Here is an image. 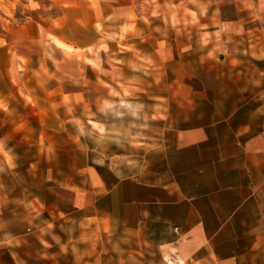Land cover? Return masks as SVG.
I'll list each match as a JSON object with an SVG mask.
<instances>
[{"label": "crops", "instance_id": "crops-1", "mask_svg": "<svg viewBox=\"0 0 264 264\" xmlns=\"http://www.w3.org/2000/svg\"><path fill=\"white\" fill-rule=\"evenodd\" d=\"M165 3L157 0L160 8H155L143 0H0V54H7L12 75L8 94L0 93V105H4L0 107L1 117L6 110L18 119L29 117L28 113H16L19 102L37 114L38 107H33L36 95L29 80L20 79L22 73L34 74L54 61L74 59V50H95L101 42L106 49L100 47L95 52L100 64L106 61L114 66L119 62L118 68L127 73L126 64L138 65L149 57L163 68H178L182 47L190 59L186 69L197 60L203 61L201 66L208 74L214 73L216 66L233 68L241 80L237 92L243 106L235 120L232 111L221 108L223 98L217 107L214 105L217 98L212 90L217 88L206 90L201 99L206 98L211 108L193 110L195 115L190 116L202 117L206 122L188 127V139L184 138L188 140V155L180 153L181 162L173 163L177 177L171 183L149 181L143 175L139 197L126 190L120 204L103 206L107 197L122 192L118 190L119 182L103 191L108 196L99 199L91 211L84 205L77 206L80 216L73 220L70 217V225L49 223L59 225L61 231L76 233V238L70 239L72 249L63 251L66 239L60 238V250L56 252L53 242L45 239L47 248L42 252L43 244L39 243L38 253L37 239L30 238L27 258H22V240L12 239V244H0V264H133L132 243L125 242L131 248L124 255L117 252L120 237L139 240L140 264H264V9L260 0H249L251 7L242 0H185L189 11L196 13L199 25L207 27L183 25L182 31L181 24L175 28L165 24V19H170ZM171 3L179 5L181 0ZM51 4L59 6L53 16L45 11ZM154 9L159 16L151 14ZM18 12H22L21 17ZM177 15L181 16L180 10ZM109 16L114 19L109 20ZM126 25L134 27L121 31ZM86 30L90 31L87 44L80 38ZM217 32L219 38L212 35ZM204 33L210 34L206 45L201 43ZM113 34L116 40L105 38ZM50 37L65 47L53 43ZM120 55L126 63L119 60ZM204 55L209 60L205 61ZM232 56L238 60L228 65ZM78 63L76 59L77 68ZM1 71L5 73V66ZM61 77L67 76L60 70ZM214 78L215 85L219 84L218 89L225 93L221 78ZM39 81L42 84L44 80ZM52 81L51 87H63V80ZM66 81L77 91L82 85L79 76ZM48 91L42 100L50 107L62 101L66 112L70 99L78 102L83 98L81 93L69 95L73 90L65 95ZM58 213L69 215L66 208ZM118 222L124 223L121 234L117 233ZM4 239L0 232V241ZM91 247L92 258L88 259L85 255Z\"/></svg>", "mask_w": 264, "mask_h": 264}, {"label": "rangeland", "instance_id": "rangeland-1", "mask_svg": "<svg viewBox=\"0 0 264 264\" xmlns=\"http://www.w3.org/2000/svg\"><path fill=\"white\" fill-rule=\"evenodd\" d=\"M58 7L51 4L45 11L53 16L57 14ZM184 8L189 11L183 4L179 9L181 16L184 15ZM165 12L170 17L166 7ZM17 14L21 17L22 12ZM181 25L182 31H185L184 24ZM2 29L0 24V31ZM89 37L90 31L87 30L80 36L86 40V44L90 41ZM103 44L101 42L95 50L92 48L93 51H98ZM181 53L178 68H163L149 57L138 65L126 64L127 73L118 68L121 65L119 62L110 66L103 61L99 69L94 68L87 62L92 60V53L74 50L75 60L54 61L53 65L37 73L21 74L20 79L29 80L32 93L36 95L33 107H38V110L34 114L32 109L19 102L16 113H28L29 117L18 119L7 110L5 116L0 115V139H4V149L0 152V168L3 169L0 171V232L4 233V238L22 240V258H27V240L30 238L37 239L38 253L39 243L43 244L42 252L47 248L44 246L45 239L53 242L52 248L56 252L60 250V238L66 239L62 243L63 251L72 249L70 239H75L76 233L61 231L59 225H52L51 228L47 225L54 222L70 225V217L73 220L80 216L76 213L77 206L84 205L91 211L100 202L99 199L107 195L108 192L103 194V191L113 189L119 182L118 190L122 192L107 197L103 206L120 204L126 190L139 197L143 175L149 181L171 183L177 177L173 163L181 162L180 153L188 155V127L206 122L202 117H190L195 115L191 113L193 110L211 108L210 104L207 106L206 98L201 99L206 90L210 92L211 88L216 87L212 90L214 98H217L213 100L214 105L217 107L223 98L225 103H220L223 104L221 108L232 111L237 120V111L243 108L240 102L242 96L237 92L241 85L238 73L233 68L216 66L214 73L222 80L225 92L222 93L221 88L218 89L219 84L215 85L214 77L217 75L206 73L201 66L203 61L192 62V66L186 69L190 59L185 47L181 48ZM120 56L119 60L126 63L121 59L124 55ZM7 57V54H0V93L6 94L11 88L8 81L12 78ZM203 57L205 61L209 60L205 55ZM76 59L80 65L78 68ZM237 60L232 56L228 65H235ZM2 66H5L4 74ZM107 68L111 70L107 71ZM60 70L66 78L80 77L82 85L78 86V91L65 77L60 78ZM40 79L44 80L43 85ZM55 79L63 80L61 89L50 86V80L54 84ZM105 84L110 87H105ZM47 90L52 94L59 92L64 95L73 90L68 92L69 95L81 93L84 99L80 98L78 102L70 99L66 112L64 102H54L50 107L42 100ZM112 90L120 95L111 96ZM121 99L133 105H144L138 113L139 119L128 114L127 109H121L125 113L122 117L103 115L98 111L103 101L118 102ZM76 121L83 124L85 135L79 134ZM95 123L104 125L103 136L92 127ZM133 123L147 127L132 128L130 125ZM89 132L91 135L87 134ZM62 208L68 209L69 215L62 217L57 214ZM123 224L118 222V234H121ZM130 240L118 238L121 244L117 252L124 255L131 248L125 242L132 243L133 264H140L142 245L139 240ZM92 248L86 252L88 259L92 258Z\"/></svg>", "mask_w": 264, "mask_h": 264}, {"label": "clouds", "instance_id": "clouds-1", "mask_svg": "<svg viewBox=\"0 0 264 264\" xmlns=\"http://www.w3.org/2000/svg\"><path fill=\"white\" fill-rule=\"evenodd\" d=\"M185 0H181V4L179 5H174L171 3V0H166V3L164 5V7H166L169 12H170V19H165V24H171V26L173 28H175L177 25L180 24H184V25H199V21L197 20V16L196 13L194 12H190L188 11L186 8H184V15L179 16L177 15V12L179 9H181L183 7ZM196 0H187V3H195ZM242 2H244L248 7H251V4L249 3V0H242ZM143 3L145 5H154L155 8H160V5L157 4V0H143ZM260 6L262 9H264V0H260ZM153 16H159L160 13L158 11H156L155 9L152 11L151 13ZM129 19L132 18V14L131 11H129L127 13ZM185 16L187 17H191V19H185ZM109 20L114 19V17L109 16L108 17ZM201 28H205L207 27V25H199ZM132 27H134L133 25H126L124 26L121 31H130L132 29ZM223 30V29H221ZM155 31L157 32H161L162 29L161 28H156ZM209 33H204L203 36L201 37V43L203 45H206L209 42ZM212 35H215L217 38H219L220 32L214 33ZM106 39H110V40H116L117 37L115 34L113 35H107L105 37ZM50 39L52 40L53 43L57 44L60 47H65L64 45H61L59 43V41H57L54 37H50ZM120 39H123V37L121 36ZM103 47V45H101ZM161 47H163V44H161ZM84 52H89L92 53V55L94 57H96L95 59L92 60H88L87 62L89 64H91L94 68L99 69V65H100V60L98 58V56H96V53L93 51L92 48H87L83 50ZM215 51V50H214ZM209 56L212 55V52L208 53ZM105 87H110L109 85L105 84ZM127 94V93H126ZM110 95L113 97L119 96L120 94L118 92H116L115 90H112L110 92ZM0 107H2V105H0ZM144 108L143 104H136L133 105L131 103H126L123 99H121L118 102H110L108 100H105L102 102L101 106L99 107L98 111L103 114V115H108V114H112L116 117H122L125 115L124 112L121 111V109H127L128 110V114H130L132 117L139 119V115L138 113ZM77 125H79L78 127V132L80 135H85V131H84V126L83 124L80 123V121H76ZM92 127L101 134V136L104 135L105 133V127L102 124L99 123H95L92 125ZM130 127L132 128H136V127H147L146 125H137V124H131ZM88 135H91V133H87ZM4 149V140L0 139V152H3ZM0 171H3L2 168H0ZM49 228L52 227V225H48ZM13 240L5 237L4 240L0 241V244H12Z\"/></svg>", "mask_w": 264, "mask_h": 264}]
</instances>
